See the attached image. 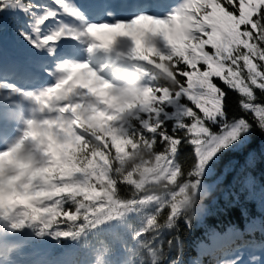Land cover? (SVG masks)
I'll return each mask as SVG.
<instances>
[{
	"label": "clouds",
	"instance_id": "clouds-1",
	"mask_svg": "<svg viewBox=\"0 0 264 264\" xmlns=\"http://www.w3.org/2000/svg\"><path fill=\"white\" fill-rule=\"evenodd\" d=\"M245 7L224 31L210 0H0L36 58L0 73V264H194L205 230L235 238L201 264H264V0Z\"/></svg>",
	"mask_w": 264,
	"mask_h": 264
},
{
	"label": "trees",
	"instance_id": "trees-1",
	"mask_svg": "<svg viewBox=\"0 0 264 264\" xmlns=\"http://www.w3.org/2000/svg\"><path fill=\"white\" fill-rule=\"evenodd\" d=\"M226 7L229 8V10H231V6L227 5ZM220 18H224L227 19L229 21V26L227 28V30L232 26V22L231 20H229L223 13H217L211 20V22H215L217 19ZM243 27L241 28V30H243ZM225 30V31H227ZM219 38V37H218ZM209 51H211V49H208ZM217 84H220V82L218 80L215 81ZM221 87H224L222 84H220ZM226 92V95L224 97V106L226 108V110H228L229 112H238L239 111V99L236 93H234L233 91L225 88L224 89ZM259 137L257 136L256 140L254 141L255 143L259 142ZM191 149H186L185 153L190 152ZM185 153H182V155H184ZM233 158V154H229L228 156L225 157V160H230ZM239 160L241 161V157H239ZM244 161L241 162V164H243ZM257 171H260V169L258 168ZM255 213V208L254 206L251 207V215H253ZM236 219L239 220V212L234 214ZM214 223V222H212ZM242 223V222H241ZM230 235V234H228ZM228 235H225L223 233V230H221V233L219 235L217 234H210L208 232V230H205V234H201V232H197L195 234L194 239H196V244L198 245V252H199V256L196 260L197 263L201 264V260L204 257H209V254H207L208 250H210V248L217 246L220 243L221 240V236L222 237H227ZM191 244V242H189Z\"/></svg>",
	"mask_w": 264,
	"mask_h": 264
},
{
	"label": "snow or ice",
	"instance_id": "snow-or-ice-1",
	"mask_svg": "<svg viewBox=\"0 0 264 264\" xmlns=\"http://www.w3.org/2000/svg\"><path fill=\"white\" fill-rule=\"evenodd\" d=\"M218 2L222 5H224V8L227 9L228 13L230 14V16L228 17L229 20H231V16L234 15V16H241L242 14L244 15H248L250 14V10L245 7L243 9H241V4H242V0H232L231 3H227L226 0H223V3L220 2V0H218ZM21 3H25V0H21ZM227 5H230L231 6V10H229L228 7H226ZM210 8H211V11L209 13V15H206L205 16V20H208L209 23H211V20L212 18L219 12V13H223V11H218L217 8L215 7V3H214V0H210ZM19 11L22 13L23 10L22 9H19ZM0 12H3L2 9H0ZM15 14V11L14 13ZM211 17V19H210ZM176 19V18H174ZM241 23H243V20L240 21ZM137 23H141L140 21H138ZM214 27H215V24L211 23ZM163 25V24H161ZM260 25L261 26H264V9H261V15H260ZM248 31H251V27H249ZM213 35L215 36L216 33L213 32ZM253 35L255 36V33H253Z\"/></svg>",
	"mask_w": 264,
	"mask_h": 264
},
{
	"label": "rangeland",
	"instance_id": "rangeland-1",
	"mask_svg": "<svg viewBox=\"0 0 264 264\" xmlns=\"http://www.w3.org/2000/svg\"><path fill=\"white\" fill-rule=\"evenodd\" d=\"M257 155H258V153H257ZM241 161H244V156H242ZM252 161H253V157H249V163H250V164L252 163Z\"/></svg>",
	"mask_w": 264,
	"mask_h": 264
}]
</instances>
